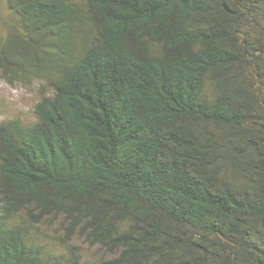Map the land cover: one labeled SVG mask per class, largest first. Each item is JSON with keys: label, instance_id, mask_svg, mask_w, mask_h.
Instances as JSON below:
<instances>
[{"label": "trees", "instance_id": "1", "mask_svg": "<svg viewBox=\"0 0 264 264\" xmlns=\"http://www.w3.org/2000/svg\"><path fill=\"white\" fill-rule=\"evenodd\" d=\"M6 7L0 79L48 91L0 121V264H264V0Z\"/></svg>", "mask_w": 264, "mask_h": 264}, {"label": "rangeland", "instance_id": "2", "mask_svg": "<svg viewBox=\"0 0 264 264\" xmlns=\"http://www.w3.org/2000/svg\"><path fill=\"white\" fill-rule=\"evenodd\" d=\"M75 1L82 3L84 0ZM17 29V20L7 9L6 0H0V41L7 36L9 31ZM47 91L48 87L43 80L36 79L11 84L0 79V121L11 118H20L25 122L34 120L33 106L41 94ZM30 231L36 237V241L46 249L57 253H67L68 246L61 239L63 230H61L58 218L49 217L41 223L34 222L30 226ZM70 244L79 247L82 264H106L105 261L111 257L110 252L97 243L75 238Z\"/></svg>", "mask_w": 264, "mask_h": 264}]
</instances>
